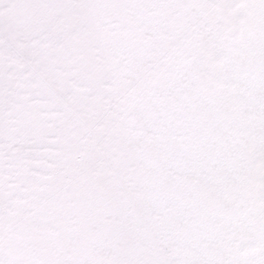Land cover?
Here are the masks:
<instances>
[{
  "label": "snow or ice",
  "instance_id": "1",
  "mask_svg": "<svg viewBox=\"0 0 264 264\" xmlns=\"http://www.w3.org/2000/svg\"><path fill=\"white\" fill-rule=\"evenodd\" d=\"M0 264H264V0H0Z\"/></svg>",
  "mask_w": 264,
  "mask_h": 264
}]
</instances>
